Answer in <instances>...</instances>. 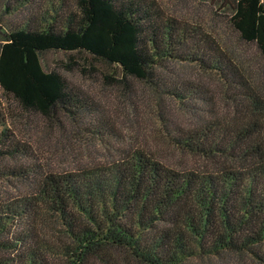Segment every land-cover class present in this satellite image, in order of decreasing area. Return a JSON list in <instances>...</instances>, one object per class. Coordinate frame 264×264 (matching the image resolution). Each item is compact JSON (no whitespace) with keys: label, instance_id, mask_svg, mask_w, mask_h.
<instances>
[{"label":"trees","instance_id":"trees-1","mask_svg":"<svg viewBox=\"0 0 264 264\" xmlns=\"http://www.w3.org/2000/svg\"><path fill=\"white\" fill-rule=\"evenodd\" d=\"M215 1L239 40L264 58V0ZM18 8L28 14L0 27L1 95L57 123L87 114L110 132L97 101L42 70L39 54H67L61 68L83 76L97 71L91 62L113 67L100 75L105 86L129 94L140 82L189 113L185 127L162 111L157 118L176 149L205 165L174 170L138 148L62 172L27 175L0 164V175L27 181L28 190L0 199V264H186L242 254L264 264V97L215 41L154 0H4L1 13ZM170 63L214 74L226 111L214 115L208 89ZM16 154L30 150L1 129L0 163Z\"/></svg>","mask_w":264,"mask_h":264},{"label":"rangeland","instance_id":"rangeland-1","mask_svg":"<svg viewBox=\"0 0 264 264\" xmlns=\"http://www.w3.org/2000/svg\"><path fill=\"white\" fill-rule=\"evenodd\" d=\"M0 0V27L20 22L23 9L9 15H2ZM166 15L197 26L208 34L215 43L245 74L248 81L264 97V58L259 56L253 44L239 40L230 27L227 17L229 10L219 8L215 0H154ZM40 16L37 12L36 17ZM67 54L47 51L39 54V64L44 71H55L70 84L78 87L97 101L110 127V132L98 129L87 114L77 116L75 122L65 116L59 123L45 120L38 115L21 111L15 103L0 93V130L7 129L14 139L30 150L29 156L16 154L5 158L3 166L21 165L25 174L39 172H62L79 166L107 163L118 158L122 151L141 149L162 165L174 169L200 170L205 162L176 149L167 139L157 112H164L172 126L185 127L190 121L189 113L178 102L165 96L158 97L145 84L132 81L133 91L105 86L100 75L117 72L113 67L91 62L97 71L92 76L79 75L77 71H64L61 68ZM79 65L85 67L89 60L76 57ZM170 70L179 77L197 82L206 87L212 97V111L219 116L226 111L228 102L223 96V86L212 73L198 70L186 63H170ZM168 75L167 72H163ZM200 109L207 108L196 103ZM93 125V126H90ZM98 130L99 133L95 132ZM90 128V129H89ZM93 128V129H92ZM3 173V172H0ZM27 181L0 175V199L27 193ZM264 246V244H263ZM186 264H258L248 255H225L219 258L189 259Z\"/></svg>","mask_w":264,"mask_h":264}]
</instances>
